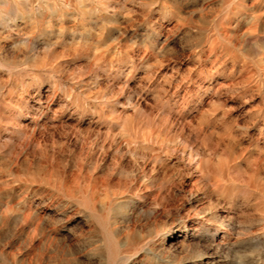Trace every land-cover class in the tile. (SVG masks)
<instances>
[{
	"label": "rangeland",
	"instance_id": "rangeland-1",
	"mask_svg": "<svg viewBox=\"0 0 264 264\" xmlns=\"http://www.w3.org/2000/svg\"><path fill=\"white\" fill-rule=\"evenodd\" d=\"M119 1L123 3L122 6ZM119 1L110 0L113 7L109 9V14H115V18L109 19V21L100 20L97 22V24H91V32H84V30L81 28L77 29L75 32H71L73 30L71 26L74 24V22L66 21L64 23L63 34L65 36H62V43H57V47L55 45V49H57L52 55L49 56L47 60V66H45V69L43 68L44 75L37 81L36 79H30L32 83L29 80L27 81V84L25 83V85L14 84L13 86V84L7 83V74L2 72L0 73L3 76L1 77L0 75V83H5L4 87L0 89V123L10 126L5 131H3V135H6H4L1 140L4 138L7 139L0 141V163L2 164H0V169L3 166V168L0 170V189L3 192L0 195V204L2 205V203L6 200L10 201L12 206H14L16 203H19L15 206L18 209L20 205L22 206L24 203H29L30 199L39 201L40 199L45 198V201L42 200V203H40L38 209L40 212L44 213V208H49L48 216L46 215L40 224V230H43L39 231L40 235H37V237L32 240L28 236V231L33 226L27 227L29 224L26 225V223L24 224L25 221H22V219L25 220L23 216L25 215L26 211L24 209H22L24 212H21V210H17L14 207L12 214L15 215L22 213V216L16 219H11L8 223L0 222V264H14L13 262L16 264H18V262L19 264H35L37 258L39 261H37L36 264L40 262V264H64L65 262L67 264H78L77 262H79V260H81L79 264H90L91 260V264H94V260L91 258L92 255L89 257L90 249L92 246H94V243L91 241L92 239L90 240L89 238V227L83 223L84 221H82L86 218L84 216H80L79 214L73 213L72 209L68 208V206L64 204L62 197L58 196V194L52 195L51 191H49L51 190L49 186L44 184L42 181H39L40 178L48 176L52 178L56 176L54 179H70L72 176L76 175V172L78 174L80 170V174L82 175L84 173L82 176H87V178L88 176H97V179L100 181L103 180L101 178H104L103 181L107 183V188L109 191L118 192L123 195L125 194L124 198H122L123 200L128 201V198L133 197L131 203L125 207V209L128 211L130 221L127 224H135L139 230L142 229L144 232L148 231V227L149 229H152L158 224L170 227L175 226L177 228L178 232L173 233L172 235H179L181 239L178 242L173 240L171 243L167 244L165 250L157 257V262L156 260H141V262L137 264H158L160 261L165 262L166 264H264V211L258 207V202L263 198L264 186V72L262 73V71H264V0H245V6L232 4V6L228 7L227 9L225 8L226 10L224 9V6L220 5L221 0ZM216 1H218L219 4H217ZM212 3H216L215 5L217 7L215 5L211 6ZM258 7L260 9L262 8L263 10L261 9L262 11H260ZM128 8L129 10L131 9V11L127 12ZM121 10H125L126 12H122ZM117 11H119L118 14H116ZM255 13L258 15H255ZM205 16L207 18H205ZM260 16L262 17L261 19ZM210 17L215 18L211 19ZM226 17L228 18V21H223ZM254 17L256 24L251 30V33L249 28ZM235 18L238 20H235ZM214 20L219 23V31H226L228 35L225 34V39L227 37L228 39H218L219 41L217 40L214 43H217L216 45H211L207 36L209 37L211 34L215 36L216 34L217 27H214L211 23ZM258 20L260 21L258 22ZM204 21L207 22L205 23ZM230 22L232 24H230ZM104 23L107 25L106 31H104L105 28L101 29V26ZM223 23L226 25L223 26ZM118 25H122V27H119ZM55 27L57 28L56 24H54L52 28L55 29ZM222 27H224V29ZM210 28H212V31ZM232 29L234 31H232ZM261 29L263 30L261 31ZM56 34L57 32L53 34L52 38L48 40L51 42L55 41L57 36ZM237 34L238 36H236ZM34 41L36 43L35 45L33 43L28 48L22 47V50L19 51L20 53L18 52L21 58L31 55L34 51L42 52L46 48L45 42L47 41V38L45 39L43 36H41ZM235 41L238 44H236ZM249 41L251 43H249ZM150 42L151 45H149ZM252 42L255 43L253 44ZM233 43L237 46L235 47ZM80 44L81 46H79ZM250 44H252V46ZM72 45L81 47L83 51L81 50L80 53L74 52ZM92 46L97 50L95 48L92 49ZM70 47L72 48L71 52L73 54L70 52ZM220 50L223 51L220 52ZM226 50L228 54L226 53ZM14 53L15 52H13L11 48H8L5 55L11 57L12 55L15 56L18 54ZM70 54L72 58L70 57ZM58 56L61 58L60 60H58ZM55 60H57V62ZM62 61H65L68 64ZM49 64L51 66H49ZM54 68L56 69V72L60 70V73L54 72ZM61 73H63V75ZM67 77L71 79L67 81V79H69ZM85 80L87 82L89 81V84ZM70 98L72 99V102ZM37 99H40L41 102ZM73 99L76 101L74 102ZM138 100L139 103H141L140 112L135 114L134 108L136 107ZM3 101L8 102L4 103ZM19 107L22 108L20 109ZM23 108L25 109L23 110ZM126 112L127 115H125ZM185 112L187 113V116ZM119 113H122V115H124L122 116V119L127 121H131L133 118H136V120L148 118L155 119V122L159 128L162 125L160 128L162 141L158 140L157 142H152V151L135 155L137 162L135 161V156L130 153L127 155V152L123 151L125 149L117 151L118 146L123 148V146L125 147L127 144L124 143L126 142L125 140H122L117 136H120V129L115 126V122L118 120L117 117ZM172 116H174V118ZM13 120H15L14 123H12ZM18 121H21V124H19ZM95 123L98 124L96 125ZM20 126L24 127L27 131L25 137L22 138L20 137L19 132H16V130L22 128ZM12 132H15L13 133L14 135ZM177 132H179L180 135ZM201 133L202 135H200ZM177 136H179V138ZM176 138H178V140ZM19 139L21 140L19 141ZM114 139H116L119 144H115ZM34 142L36 143L34 144ZM176 144L178 146H176ZM184 147H187L188 149L191 147L189 149L190 151ZM172 149H174V151ZM10 151L11 153H9ZM115 151L117 152V155L114 154L116 153ZM177 151L179 152L177 153ZM190 152L192 154H190ZM170 153H173V155ZM188 154L190 155L188 156ZM164 155H166V158ZM4 156L10 158H4ZM121 156L122 159L120 158ZM124 156L126 157L124 158ZM224 158H226L229 163H237L235 167L231 169L235 184H243L247 179L251 178L252 187L251 184H249L250 186L247 190L237 189L235 191V195L234 191L231 193L232 196L231 194L221 195L211 189L212 187L208 185V183L210 184V182H208L209 180L207 181V178L205 180L204 177H201L200 171L197 170L196 167L188 166V163H200L201 161H213L212 163H216L215 161L218 162L219 159ZM123 159L124 161L120 162V160ZM131 160L133 162H131ZM150 161L153 164H150ZM8 162L13 163L12 166ZM143 162L146 164H143ZM159 162L162 164L157 165ZM129 163H132V166ZM137 163H139L141 166H139ZM164 163L166 164L165 166ZM115 164L117 165L115 166ZM6 165L9 166L7 167ZM161 165H163V167ZM4 167H7L8 169L5 168V171ZM11 167H14L13 170H11ZM22 168L23 170L25 169L24 172ZM27 168L28 171L26 170ZM141 168L142 171H140ZM30 170L33 171L30 172ZM44 170L46 174L43 172ZM138 170L142 173L144 171L145 172L142 174ZM25 172H29L30 174H26ZM33 172L35 175L38 173V175L35 176ZM109 173L111 175H109ZM10 174L14 178L11 177ZM179 174L181 177H179ZM15 175L19 176L16 177ZM126 175H129V178L126 177ZM2 176L3 178H1ZM30 179H32V181H30ZM145 179H147L148 182L145 181ZM11 180L12 182H10ZM1 181L5 182L1 183ZM31 183L33 185H31ZM176 183L178 185L181 184V186L176 185ZM7 185L8 189L6 188ZM175 185L178 187V189L180 187V190H178ZM185 186H187V188ZM205 186H207V188ZM34 187L35 189H33ZM169 188L172 190H169ZM191 189L193 193L190 192ZM195 189L198 190L196 191ZM256 189H258V191ZM8 190L9 192H7ZM23 194L26 195L24 196ZM208 195H210V197ZM49 196L51 197L48 198ZM224 197H226V199ZM24 198L26 200H24ZM52 199H55L54 202ZM143 200L145 201L143 202ZM37 201L34 202V205L37 203ZM158 201L160 204H158ZM155 206H157V208ZM163 206H165V208ZM163 208L165 209L164 211ZM139 209H143L142 213L139 211ZM59 210H61V212ZM66 213H69V218ZM154 213L155 215L157 214L156 221H154L156 218ZM61 217L62 219H60ZM159 220H161V222ZM31 221L32 219H29V222ZM16 222H18V226ZM75 224L76 226H74ZM80 225L81 227H79ZM16 226L19 227L18 230ZM51 228L54 229L52 230ZM45 229H47V232ZM49 231L52 232L49 233ZM74 231L77 233L74 234ZM79 232L82 233L81 238ZM64 233L67 238L66 241L62 236ZM38 236L40 237L38 238ZM49 236H55L53 241L50 243L51 246L47 241ZM68 236H70V238ZM212 237H214V239ZM58 239H60V241ZM73 239L75 240L73 241ZM77 239L80 241H77ZM11 241L14 242L12 243ZM31 241L33 242V245L30 244ZM214 242L220 243V245L218 244L217 246ZM24 243L26 244L24 245ZM55 245L58 249L55 248ZM72 245L76 248L74 249ZM89 246L91 247L89 248ZM86 248L89 252L85 250ZM82 252H84L83 255ZM85 252L89 255L85 254ZM80 253L81 255H79ZM34 255L35 259L33 257ZM14 256L15 259H13ZM52 256L54 258H52ZM136 257L141 259L143 256L138 254ZM32 258L34 260H32ZM167 258H169V260ZM60 259H62L64 263H62ZM83 260H86L87 263H81ZM134 264H136V262Z\"/></svg>",
	"mask_w": 264,
	"mask_h": 264
},
{
	"label": "bare ground",
	"instance_id": "bare-ground-1",
	"mask_svg": "<svg viewBox=\"0 0 264 264\" xmlns=\"http://www.w3.org/2000/svg\"><path fill=\"white\" fill-rule=\"evenodd\" d=\"M115 1V0H114ZM119 1V0H118ZM122 1V0H121ZM138 1V0H137ZM190 1V0H189ZM248 1V0H247ZM120 2V1H119ZM123 2H124V0H123ZM126 2H127V0H126ZM130 2H132V1H130ZM162 2V1H161ZM187 2V1H186ZM195 2V1H194ZM201 2V1H200ZM214 2V1H213ZM217 2V4H219L218 3V1H216ZM221 2V4L220 5H222V6H224V9L226 8H228V7H230V6H232V4H236V5H238V6H240V5H244L246 2H245V0H221L220 1ZM245 2V3H244ZM118 3V2H117ZM121 3V2H120ZM133 3V2H132ZM136 3V2H135ZM160 3V2H159ZM165 3V2H164ZM177 3V2H176ZM190 3V2H189ZM257 3V2H256ZM122 4L123 3H121V6H122ZM142 4V3H141ZM204 4V3H203ZM216 3H212V5L211 6H213V5H215ZM263 4V3H262ZM137 5V4H136ZM139 5V4H138ZM144 5V4H143ZM182 5V4H181ZM196 5V4H195ZM117 6V5H116ZM119 6V5H118ZM152 6V5H151ZM216 6V5H215ZM245 6V5H244ZM243 6V7H244ZM247 6V5H246ZM256 6V5H255ZM113 7V5L111 4V2H110V0H0V73L2 72V73H5V74H7V77H8V79L6 80L7 81V83H10V84H13V86H14V84H24L25 85V83L27 84L28 82L27 81H29L30 79H36V81L39 79V78H41L43 75H44V73H43V68L45 69V66H47V60H48V58H49V56L50 55H52L54 52H55V50L57 49H55V45L57 44V43H62L61 42V40H62V36H65V35H63L64 34V23L66 22V21H73L74 22V24L71 26L72 28H73V30L71 31V32H75L77 29H79V28H81V29H83L84 30V32H91V27H90V25L91 24H97V22H99L100 20H106V21H109V19H114L115 18V14H113V15H110L109 14V9L110 8H112ZM120 7V6H119ZM127 7H128V5H127ZM143 7V6H142ZM217 7V6H216ZM215 7V8H216ZM237 7V6H236ZM242 7V6H241ZM122 8V7H121ZM173 8V7H172ZM239 8V7H238ZM259 8V7H258ZM120 9V8H119ZM122 9H124V8H122ZM127 9V8H126ZM144 9V8H143ZM205 9V8H204ZM217 9V8H216ZM221 9V8H220ZM219 9V10H220ZM225 9V10H226ZM237 9V8H236ZM244 9V8H243ZM260 9V8H259ZM262 9V8H261ZM260 9V11H262ZM171 10V9H170ZM238 10V9H237ZM122 11V10H121ZM123 11H125V10H123ZM122 11V12H123ZM129 11H131V9L129 10V8H128V11L127 12H129ZM144 11H145V9H144ZM160 11V10H159ZM212 11V10H211ZM214 11V10H213ZM118 12L119 11H117V13L116 14H118ZM126 12V11H125ZM152 12V11H151ZM201 12V11H200ZM204 12V11H203ZM215 12V11H214ZM214 12H212V13H214ZM223 12V11H222ZM241 12V11H240ZM254 12H255V10H254ZM161 13V12H160ZM208 13V12H207ZM231 13V12H230ZM251 13V12H250ZM170 14V13H169ZM204 14V13H203ZM252 14V13H251ZM261 14V13H260ZM264 14V13H263ZM205 15H206V11H205ZM209 15V14H208ZM213 15V14H212ZM211 15V16H212ZM218 15V14H217ZM219 15H220V12H219ZM218 15V16H219ZM246 15V14H245ZM255 15H258V14H256L255 13ZM118 16V15H117ZM203 16V15H202ZM244 16V15H243ZM247 16V15H246ZM261 16H263V15H261ZM260 16V19L262 18ZM119 17V16H118ZM117 17V18H118ZM209 17V16H208ZM216 17V16H215ZM215 17H213V18H215ZM231 17V16H230ZM230 17H229V19H230ZM248 17H249V15H248ZM247 17V18H248ZM258 17V16H257ZM204 18V17H203ZM205 18H207L206 16H205ZM211 19H213L212 17H210ZM217 18V17H216ZM125 19H127V18H125ZM237 18H235V20H236ZM263 19H264V17H263ZM234 20V19H233ZM232 20V21H233ZM238 20V19H237ZM241 20V19H240ZM120 21H122V20H120ZM125 21V20H124ZM223 21H228V18L226 17ZM260 20H258V22H259ZM205 22V21H204ZM207 22V21H206ZM205 22V23H206ZM261 22H262V20H261ZM201 23H203V22H201ZM212 23V25L215 27H217V30H216V34H215V36L214 35H212L211 34V36H207V38H208V40H209V42L211 43V45L212 44H214L218 39H225V37H226V35L225 34H227L226 33V31L225 32H222V28L224 29V27H222L220 30L221 31H219V29H218V26H219V23L216 21V20H214L213 22H211ZM235 23V22H234ZM233 23V24H234ZM238 23V22H237ZM54 24H56L57 25V28L55 27V29H53L52 27H53V25ZM224 25L223 26H225L226 24L225 23H223ZM230 24H232L231 22H230ZM255 17H254V19L252 20V22H251V24H250V32L252 33V29L255 27ZM70 25V24H69ZM211 25V26H212ZM222 25V24H221ZM258 25H259V23H258ZM119 26V25H118ZM148 26V25H147ZM211 26H209V27H211ZM228 26V25H227ZM260 26V25H259ZM114 27H116V26H114ZM119 27H122V25H120ZM119 27H117V28H119ZM154 27V26H153ZM229 27V26H228ZM258 27V26H257ZM256 27V28H257ZM105 28V30L104 31H106V28H107V25L104 23L102 26H101V29H104ZM237 28H238V26H237ZM122 29V28H121ZM211 29V31H212V28H210ZM112 30H113V28H112ZM111 30V31H112ZM214 30V29H213ZM231 30V29H230ZM245 30V29H244ZM263 29H261V31H262ZM79 31V30H78ZM110 31V30H109ZM117 31V30H116ZM119 31H120V29H119ZM210 31V32H211ZM229 31V30H228ZM232 31H234L233 29H232ZM241 31V30H240ZM239 31V32H240ZM264 31V30H263ZM57 32V36H56V40L55 41H53V42H51L50 40H48V39H50V38H52V35L53 34H55ZM202 32V31H201ZM203 32H205V31H203ZM209 32V33H210ZM78 33V32H77ZM109 33V32H108ZM112 33V32H111ZM73 34V33H72ZM81 34V33H80ZM87 34V33H86ZM259 34V33H258ZM263 34V33H262ZM71 35V34H70ZM91 35V34H90ZM228 35V34H227ZM232 35V34H231ZM230 35V36H231ZM41 36H43L45 39L47 38V41L45 42V49L42 51V52H40V51H34L31 55H29V56H27V57H20V52L19 51H21L22 50V47H30L33 43H34V45L36 44L35 43V39H37V38H39V37H41ZM82 36H84V35H82ZM233 36V35H232ZM235 36V35H234ZM236 36H238V34L236 35ZM243 36V35H242ZM241 36V37H242ZM55 37V36H54ZM86 37V36H85ZM259 37V36H258ZM260 37H261V34H260ZM67 38V37H66ZM203 38V37H202ZM201 38V39H202ZM230 38V37H229ZM226 39H228V37L226 38ZM225 39V40H226ZM258 39H260V38H258ZM76 40V39H75ZM203 40V39H202ZM239 40V39H238ZM242 40V39H241ZM65 41H66V39H65ZM81 41V40H80ZM84 41V40H83ZM94 41V40H93ZM155 41V40H154ZM219 41V40H218ZM237 41V40H236ZM235 41V42H236ZM243 41V40H242ZM241 41V42H242ZM37 42V41H36ZM153 42V41H152ZM157 42V41H156ZM155 42V43H156ZM203 42V41H202ZM234 42V43H235ZM244 42H245V40H244ZM257 42V41H256ZM69 43V42H68ZM90 43V42H89ZM207 43V42H206ZM223 43V42H222ZM232 43V42H231ZM233 43V44H234ZM243 43V42H242ZM247 43V42H246ZM249 43H251L250 41H249ZM253 43V42H252ZM255 43V42H254ZM253 43V44H254ZM157 44V43H156ZM217 44V43H216ZM216 44H214V45H216ZM236 44H238L237 42H236ZM244 44V43H243ZM52 45H53V47H52ZM67 45V44H66ZM69 45V44H68ZM96 45V44H95ZM105 45V44H104ZM149 45H151V42H150V44ZM153 45H155V44H153ZM200 45V44H199ZM206 45V44H205ZM218 45H220V44H218ZM217 45V46H218ZM235 45V44H234ZM251 46H252V44H250ZM249 45V46H250ZM258 45V44H257ZM262 45V44H261ZM38 46V45H37ZM58 45H56V47H57ZM63 46H64V44H63ZM73 46V47H72ZM71 47L74 49V52H76V53H80L81 52V47H79V46H81V44L79 45V46H74V45H72ZM229 46V45H228ZM231 46V45H230ZM237 45H235V47H236ZM42 47V46H41ZM44 47V46H43ZM70 47V48H71ZM84 47V46H83ZM88 47H90V46H88ZM117 47V46H116ZM150 47H152V46H150ZM154 47V46H153ZM200 47V46H199ZM208 47V46H207ZM221 47H222V45H221ZM233 47V46H232ZM240 47V46H239ZM242 47V46H241ZM8 48H11V50H13V52H15V53H18L17 55H15V56H11V57H8V56H6L5 55V53L7 52V50H8ZM64 48V47H63ZM69 48V49H70ZM72 48L70 49V52H71V50H72ZM95 48V47H94ZM93 48V46H92V49H94ZM145 48H146V46H145ZM204 48V47H203ZM217 48V47H216ZM219 48V47H218ZM225 48V47H224ZM223 48V49H224ZM238 48V47H237ZM84 49V48H83ZM96 49V48H95ZM206 49V48H205ZM222 49V48H221ZM234 49V48H233ZM239 49V48H238ZM247 49H249V48H247ZM38 50V49H37ZM41 50V49H40ZM97 50V49H96ZM96 50H94V51H96ZM116 50H117V48H116ZM115 50V51H116ZM229 50V49H228ZM246 50V49H245ZM27 51V50H26ZM30 51H33V50H30ZM58 51V50H57ZM83 51V50H82ZM85 51V50H84ZM90 51V50H89ZM92 51V50H91ZM223 51V50H222ZM221 50H220V52H222ZM65 52V51H64ZM68 52H69V50H68ZM86 52H87V50H86ZM210 52V51H209ZM212 52V51H211ZM14 53V54H15ZM27 53V52H26ZM72 53V52H71ZM94 53V52H93ZM215 53V52H214ZM226 53H227V50H226ZM234 53V52H233ZM22 54H23V52H22ZM73 54V53H72ZM82 54H84V53H82ZM85 54H87V53H85ZM97 54V53H96ZM210 54V53H209ZM217 54V53H216ZM228 54V53H227ZM9 55H11V54H9ZM27 55H28V53H27ZM68 55H69V53H68ZM79 55V54H78ZM232 55V54H231ZM234 55H235V53H234ZM69 57V56H68ZM70 57L72 58V56H71V54H70ZM69 57V58H70ZM73 57H75V56H73ZM84 57V56H83ZM86 57V56H85ZM88 57V56H87ZM58 58H59V56H58ZM63 58H66V57H63ZM68 58V59H69ZM122 58V57H121ZM242 58V57H241ZM61 58H59L58 60H60ZM90 59V58H89ZM224 59V58H223ZM235 59V58H234ZM92 60V59H91ZM56 62H57V60H55ZM54 61V62H55ZM70 61V60H69ZM221 61V60H220ZM53 62V63H54ZM62 62H65V61H62ZM95 62V61H94ZM66 63V62H65ZM56 64V63H55ZM61 64V63H60ZM66 64H68V63H66ZM62 65V64H61ZM49 66H51L50 64H49ZM67 66V65H66ZM55 67V66H54ZM62 67H64V66H62ZM48 68H50V67H48ZM59 68V67H58ZM70 68V67H69ZM120 69V68H119ZM54 72H56V69L54 68ZM64 70V69H63ZM60 71V70H59ZM59 71H57L58 73H60ZM110 71V70H109ZM122 71V70H121ZM56 72V73H57ZM62 72H64V71H62ZM264 71H262V73H263ZM55 73V74H56ZM115 73V72H114ZM261 73V74H262ZM54 74V73H53ZM62 75H63V73H61ZM1 75V77H3L2 76V74H0ZM47 75V74H46ZM71 75V74H70ZM95 75V74H94ZM5 76V75H4ZM65 76V75H64ZM51 77V76H50ZM53 77H54V75H53ZM113 77V76H112ZM59 78V77H58ZM67 78H69V77H67ZM259 78V77H258ZM71 78H69V79H67V81L68 80H70ZM79 79H82V78H79ZM1 80H3V79H1ZM43 80V79H42ZM51 80V79H50ZM66 80V79H65ZM77 80H78V78H77ZM83 80H84V78H83ZM91 80V79H90ZM33 81V80H32ZM52 81H53V79H52ZM61 81V80H60ZM86 81V80H85ZM262 81V80H261ZM30 82H31V80H30ZM87 82V81H86ZM89 82V81H88ZM87 82V83H88ZM32 83V82H31ZM30 83V84H31ZM47 83V82H46ZM49 83H50V81H49ZM62 83V82H61ZM4 84L5 83H3V82H1L0 83V89H2L3 87H4ZM37 84V83H36ZM63 84V83H62ZM67 84V83H66ZM89 84V83H88ZM126 84V83H125ZM138 84V83H137ZM19 85V86H20ZM61 85V84H60ZM76 85V84H75ZM74 85V86H75ZM32 86H34V85H32ZM32 86H31V88H32ZM40 86V85H39ZM69 86V85H68ZM78 86V85H77ZM85 86H86V84H85ZM6 87H7V85H6ZM9 87V86H8ZM17 87V86H16ZM22 87H24V86H22ZM43 87V86H42ZM59 87H61V86H59ZM65 87H67V86H65ZM64 87V88H65ZM80 87V86H79ZM208 87V86H207ZM12 88V87H11ZM39 88V87H38ZM48 88V87H47ZM69 88V87H68ZM70 88H71V86H70ZM75 88V87H74ZM10 89V88H9ZM24 89V88H23ZM28 89V88H27ZM72 89V88H71ZM80 89V88H79ZM151 89V88H150ZM14 90V89H13ZM12 90V91H13ZM22 90V89H21ZM26 90V89H25ZM35 90V89H34ZM74 90V89H73ZM149 90V89H148ZM16 91V90H15ZM23 91V90H22ZM27 91V90H26ZM38 91V90H37ZM52 91V90H51ZM28 92V91H27ZM54 92V91H53ZM60 92V91H59ZM58 92V93H59ZM66 92V91H65ZM76 92V91H75ZM79 92V91H78ZM136 93V92H135ZM31 94V93H30ZM36 94V93H35ZM64 94V93H63ZM70 94V93H69ZM73 94H75V93H73ZM79 94V93H78ZM81 94V93H80ZM13 95V94H12ZM32 95V94H31ZM82 95V94H81ZM2 96V95H1ZM54 96V95H53ZM70 96V95H69ZM9 97V96H8ZM33 97V96H32ZM97 97V96H96ZM140 97V96H139ZM145 97V96H144ZM28 98V97H27ZM37 98H39V97H37ZM47 98V97H46ZM66 98V97H65ZM81 98V97H80ZM133 98V97H132ZM141 98V97H140ZM139 98V99H140ZM146 98V97H145ZM25 99V98H24ZM34 99H35V97H34ZM42 99V98H41ZM71 99V98H70ZM78 99V98H77ZM211 99V98H210ZM2 100V99H1ZM9 100V99H8ZM38 100V99H37ZM145 100V99H144ZM29 101V100H28ZM38 101H40V99L38 100ZM49 101V100H48ZM70 101V100H69ZM73 101H74V99H73ZM76 101V100H75ZM74 101V102H75ZM96 101V100H95ZM132 101H134V100H132ZM187 101V100H186ZM4 103L6 102H8V101H3ZM32 102V101H31ZM41 102V101H40ZM71 102H72V99H71ZM70 102V103H71ZM79 102V101H78ZM83 102V101H82ZM97 102V101H96ZM117 102V101H116ZM135 102V101H134ZM137 102V101H136ZM43 103V102H42ZM41 103V104H42ZM69 103V102H68ZM94 103V102H93ZM146 103V102H145ZM189 103V102H188ZM100 104V103H99ZM129 104V103H128ZM140 104L141 103H139V100H138V102H137V104H136V107L134 108L135 109V114H137V113H139L140 112ZM209 104V103H208ZM10 105V104H9ZM25 105V104H24ZM39 105V104H38ZM92 105V104H91ZM112 105V104H111ZM158 105V104H157ZM59 106V105H58ZM71 106H73V105H71ZM109 106V105H108ZM130 106H132V105H130ZM3 107V106H2ZM1 107V108H2ZM5 107V106H4ZM14 107V106H13ZM36 107H38V106H36ZM89 107V106H88ZM93 107V106H92ZM102 107V106H101ZM116 107V106H115ZM20 108V107H19ZM22 108V107H21ZM20 108V109H21ZM27 108V107H26ZM31 108V107H30ZM51 108V107H50ZM118 108V107H117ZM128 108V107H127ZM25 108H23V110H24ZM44 109V108H43ZM100 109V108H99ZM115 109V108H114ZM172 109V108H171ZM36 110V109H35ZM59 110V109H58ZM121 110V109H120ZM161 110V109H160ZM181 110V109H180ZM33 111V110H32ZM42 111H44V110H42ZM132 111V110H131ZM142 111V110H141ZM170 111V110H169ZM2 112V111H1ZM35 112V111H34ZM129 112V111H128ZM172 112V111H171ZM181 112H182V110H181ZM33 113V112H32ZM39 113V112H38ZM166 113H168V112H166ZM186 113V112H185ZM185 113H184V115H185ZM15 114H17V113H15ZM25 114H26V112H25ZM29 114V113H28ZM27 114V115H28ZM34 114H36V113H34ZM92 114V113H91ZM159 114V113H158ZM169 114V113H168ZM30 115V114H29ZM38 115V114H37ZM36 115V116H37ZM96 115V114H95ZM125 115H127V112H126V114ZM183 115V116H184ZM190 115H192V114H190ZM31 116V115H30ZM105 116V115H104ZM122 116H124V115H122V113H119L118 114V120L115 122V126L117 127V128H119L120 129V136L119 135H117L118 136V138L120 137L122 140H125L126 142H124V143H127L126 145H125V147L123 146V148L121 147V146H118V150L117 151H120V150H122V149H125V150H123V151H125V152H127V155H128V153H130V154H132L133 156H135V155H137V154H141V153H145V152H150V151H152L153 150V148H152V142H157L158 140H161L162 141V139H161V126H160V128L158 127V125L156 124V122H155V119H148V118H142V119H139V120H136V118H133V120H131V121H127V120H125V119H122ZM142 116H143V114H142ZM186 116H187V113H186ZM3 117V116H2ZM6 117V116H5ZM135 117V116H134ZM173 118H174V116H172ZM176 117V116H175ZM1 118V117H0ZM16 118V117H15ZM24 118V117H23ZM121 118V119H120ZM128 118V117H127ZM171 118V117H170ZM186 118V117H185ZM4 119V118H3ZM5 119H7V118H5ZM13 119V118H12ZM32 119V118H31ZM99 119V118H98ZM172 119V118H171ZM177 119V118H176ZM179 119V118H178ZM192 119V118H191ZM198 119V118H197ZM196 119V120H197ZM30 120V119H29ZM183 120V119H182ZM186 120H187V118H186ZM14 121L15 120H13V122L12 123H14ZM17 121V120H16ZM99 121H100V119H99ZM98 121V122H99ZM105 121V120H104ZM175 121V120H174ZM178 121V120H177ZM19 122V121H18ZM21 122V121H20ZM19 122V124H21ZM37 122V121H36ZM97 122V121H96ZM162 122V121H161ZM24 123V122H23ZM29 123V122H28ZM32 123V122H31ZM176 123V122H175ZM25 124V123H24ZM35 124V123H34ZM96 124V123H95ZM98 124V123H97ZM96 124V125H97ZM112 124V123H111ZM163 124V123H162ZM182 124V123H181ZM213 124V123H212ZM11 125V124H10ZM13 125V124H12ZM26 125V124H25ZM32 125H33V123H32ZM39 125V124H38ZM38 125H36V126H38ZM107 125V124H106ZM173 125V124H172ZM180 125V124H179ZM202 125V124H201ZM16 126H17V123H16ZM23 126V125H22ZM22 126H20V127H22ZM186 126V125H185ZM10 126H6V124L5 125H3V124H1L0 123V141H3V140H5V139H7V138H4L3 140H1L2 138H3V136L4 135H6V134H4L3 135V131H5L7 128H9ZM20 127H18V128H20ZM32 127V126H31ZM35 127V126H34ZM178 127V126H177ZM180 127V126H179ZM193 127V126H192ZM28 128V127H27ZM26 128V129H27ZM114 128V127H113ZM176 128V127H175ZM205 128V127H204ZM217 128V127H216ZM228 128V127H227ZM100 129V128H99ZM169 129V128H168ZM189 129V128H188ZM211 129V128H210ZM9 130V129H8ZM8 130H7V132H8ZM12 130V129H11ZM103 131H104V129H103ZM117 131V130H116ZM115 131V132H116ZM173 131V130H172ZM208 131V130H207ZM215 131V130H214ZM231 131V130H230ZM16 132H19V134H20V137L22 138V137H25V135H26V130H25V128L24 127H22V128H20L19 130H16ZM181 132V131H180ZM186 132V131H185ZM216 132V131H215ZM222 132V131H221ZM223 132H225V131H223ZM228 132V131H227ZM10 133H11V131H10ZM9 133V134H10ZM13 133H15V132H12V134ZM80 133V132H79ZM178 134H179V132H177ZM176 133V134H177ZM219 133H220V131H219ZM32 134V133H31ZM177 134V135H178ZM216 134H218V133H216ZM14 135V134H13ZM33 135H36V134H33ZM43 135V134H42ZM180 135V134H179ZM200 135H202V133L200 134ZM9 136V135H8ZM204 136V135H203ZM10 137V136H9ZM12 137V136H11ZM15 137H17V136H15ZM97 137V136H96ZM108 137V136H107ZM165 137V136H164ZM178 138H179V136H177ZM184 137V136H183ZM182 137V138H183ZM223 137H224V135H223ZM112 138H114V137H112ZM117 138V137H116ZM117 138V139H118ZM178 138H176L177 140H178ZM181 138V139H182ZM217 138V137H216ZM18 139V138H17ZM35 139H36V136H35ZM108 139V138H107ZM166 139V138H165ZM206 139V138H205ZM8 140H9V138H8ZM21 139H19V141H20ZM33 140V139H32ZM31 140V141H32ZM18 141V140H17ZM18 141V142H19ZM108 141V140H107ZM118 141H120V140H118ZM182 141H183V139H182ZM220 141V140H219ZM114 142H115V144H117L118 142L116 141V139H114ZM176 142V141H175ZM187 142V141H186ZM185 142V143H186ZM23 143V142H22ZM21 143V144H22ZM28 143V142H27ZM36 142H34V144H35ZM123 143V144H124ZM170 143V142H169ZM169 143H167V144H169ZM181 143V142H180ZM1 144V143H0ZM21 144H20V146H21ZM34 144H33V146H34ZM54 144V143H53ZM108 144V143H107ZM119 144V143H118ZM122 144V145H123ZM163 144V143H162ZM177 144H179V143H177ZM176 144V146H178ZM182 144V143H181ZM105 145V144H104ZM188 145V144H187ZM1 146V145H0ZM27 146V145H26ZM32 146V145H31ZM30 146V147H31ZM32 146V147H33ZM112 146V145H111ZM114 146V145H113ZM116 146V145H115ZM154 146V145H153ZM163 146V145H162ZM167 146V145H166ZM169 146V145H168ZM18 147V146H17ZM170 147V146H169ZM180 147V146H179ZM189 147V146H188ZM21 148V147H20ZM27 148V147H26ZM105 148V147H104ZM111 148V147H110ZM171 148V147H170ZM181 148V147H180ZM184 148H187V147H184ZM191 148V147H190ZM189 148V149H190ZM193 148V147H192ZM188 149V148H187ZM188 149V150H189ZM1 150V149H0ZM18 150V149H17ZM112 150V149H111ZM116 150V149H115ZM161 150V149H160ZM164 150V149H163ZM173 151H174V149H172ZM185 150V149H184ZM21 151V150H20ZM122 151V152H123ZM168 151V150H167ZM190 151V150H189ZM26 152V151H25ZM116 152V151H115ZM124 152V153H125ZM162 152H164V151H162ZM179 151H177V153H178ZM183 152V151H182ZM185 152V151H184ZM7 153V152H6ZM9 153H11V151L9 152ZM154 153V152H153ZM181 153V152H180ZM230 153V152H229ZM23 154H25V153H23ZM22 154V155H23ZM114 154H116L117 155V152L116 153H114ZM165 154V153H164ZM171 154V153H170ZM175 154V153H174ZM190 154H192L191 152H190ZM190 154H188V156L190 155ZM6 155V154H5ZM125 155V154H124ZM158 155V154H157ZM168 155V154H167ZM171 155H173V153L171 154ZM183 155V154H182ZM182 155H181V157H182ZM9 156H10V154H9ZM120 156V155H119ZM131 156V155H130ZM145 156V155H144ZM152 156V155H151ZM166 155H164V157H165ZM186 156V155H185ZM10 158V157H7V156H4V158ZM20 157V156H19ZM23 157V156H22ZM21 157V158H22ZM26 157V156H25ZM126 156H124V158H125ZM156 157V156H155ZM159 157H162V156H159ZM171 157V156H170ZM193 157V156H192ZM195 157V156H194ZM200 157V156H199ZM3 158V159H4ZM11 158H13V157H11ZM121 159H122V156L120 157ZM119 158V159H120ZM134 158V157H133ZM144 158V157H143ZM152 158H153V156H152ZM156 158H158V157H156ZM166 158V157H165ZM176 158V157H175ZM187 158H189V157H187ZM197 158V157H196ZM217 158H218V156H217ZM129 159V158H128ZM151 159V158H150ZM161 159V158H160ZM164 159V158H163ZM168 159V158H167ZM166 159V160H167ZM177 159V158H176ZM184 159V158H183ZM8 160V159H7ZM7 160H6V164H7ZM126 160V159H125ZM133 160V159H132ZM131 160V162H133ZM146 160V159H145ZM144 160V161H145ZM153 160V159H152ZM182 160V159H181ZM180 160V161H181ZM213 160H215V159H213ZM4 161V160H3ZM2 161V162H3ZM10 161V160H9ZM123 162L124 161V159L123 160H120V162ZM130 161V160H129ZM135 161H136V156H135ZM143 161V160H142ZM147 161V160H146ZM165 161V160H164ZM179 161V160H178ZM190 161V160H189ZM195 161V160H194ZM16 162H17V160H16ZM119 162V163H120ZM137 162V161H136ZM151 162V161H150ZM162 162V161H161ZM192 162V161H191ZM213 162V161H212ZM212 162H207V161H201L200 163H188V166H190V167H192V166H194V167H196L197 168V170H199L200 171V176L201 177H204L205 178V180H206V178H207V181L208 182H210V184L208 183V185H210L211 187V189L213 190V191H215V192H217V193H219V194H221V195H229V194H231L233 191H234V195H235V191L237 190V189H239V190H247L248 188H249V184H251V182H252V179L251 178H249V179H247L246 180V182L245 183H243V184H240V185H237V184H235V180L233 179V177L234 176H232L233 174H232V168H234L235 167V165L237 164V163H229V161H227V159L226 158H224V159H219V161L217 162V161H215L216 163H212ZM8 163H10V162H8ZM135 163V162H134ZM133 163V164H134ZM181 163V162H180ZM179 163V164H180ZM247 163V162H246ZM1 164V163H0ZM11 164V166H12V164L13 163H10ZM18 164V163H17ZM118 164V163H117ZM117 164H115V166L117 165ZM125 164V163H124ZM123 164V165H124ZM127 164V163H126ZM130 164V163H129ZM132 164V163H131ZM130 164V165H131ZM138 165H139V163H137ZM143 164H146V163H144L143 162ZM150 164H153L152 162L150 163ZM158 164H162V163H157V165ZM2 165V164H1ZM122 165V164H121ZM135 165V164H134ZM166 164L164 163V166H165ZM181 165V164H180ZM7 166V165H6ZM9 166V165H8ZM7 166V167H8ZM14 166V165H13ZM16 166V165H15ZM77 166V165H76ZM132 166V165H131ZM139 166H141V165H139ZM147 166V165H146ZM153 166V165H152ZM162 167H163V165H161ZM160 166V167H161ZM188 166H186V167H188ZM1 167V166H0ZM7 167H4V170H5V168L6 169H8ZM19 167V166H18ZM28 167V166H27ZM81 167H82V165H81ZM124 167V166H123ZM143 167V166H142ZM148 167H149V165H148ZM158 167V166H157ZM167 167H168V164H167ZM184 167H185V164H184ZM2 168H3V166H2ZM1 168V169H2ZM12 168V167H11ZM14 168V167H13ZM13 168L11 169V170H13ZM29 168V167H28ZM28 168L26 169L27 171H28ZM84 168H85V165H84ZM116 168V167H115ZM144 168H145V166H144ZM156 168V167H155ZM165 168V167H164ZM182 168V167H181ZM243 168V167H242ZM0 169V170H1ZM10 169V168H9ZM21 169V168H20ZM31 169V168H30ZM39 169V168H38ZM76 169H77V167H76ZM80 169V168H79ZM78 169V170H79ZM183 169V168H182ZM22 170H23V168H22ZM25 170V169H24ZM24 170H23V172H24ZM40 170V169H39ZM47 170V169H46ZM49 170V169H48ZM85 170V169H84ZM115 170V169H114ZM123 170V169H122ZM140 170V169H139ZM138 170V171H139ZM181 170V169H180ZM187 170H188V168H187ZM190 170V169H189ZM192 170V169H191ZM196 170V169H195ZM245 170V169H244ZM6 171V170H5ZM7 171H9V170H7ZM18 171V170H17ZM31 171H33V170H30V172ZM37 171V170H36ZM50 171V170H49ZM81 171V170H80ZM79 171V173L77 174V172H76V175L75 176H72V178H70V179H66V178H62V179H54V178H56V176H54V178H52V177H42V178H40L39 179V181H42L44 184H46V185H48L49 186V188L51 189V190H49V191H51V194L53 195V194H58V196H60V197H62L63 198V200H64V204H66L67 206H68V208H70V209H72V211H73V213H75V214H79L80 216H84L86 219L85 220H82V221H84L83 223H85L88 227H89V232H90V236H89V238H90V240L94 243V246H89V248L91 247V249H90V255L88 254V253H86L85 252V254H88L89 255V257L91 256V258L94 260V264H134L135 262H136V264L137 263H140L141 262V260L143 261V260H156L157 259V257L161 254V252H163L164 250H165V248L167 247V244H169V243H171L173 240H175V241H179L181 238H180V236L178 235H172L173 233H177L178 232V230H177V228L175 227V226H173V227H170V226H166V225H160V224H158V225H155L152 229H149V227H148V231L147 232H144V231H142V229L141 230H139L138 229V227H136L135 226V224L133 225V224H127L128 222H130L129 221V214H128V211L125 209V207H127V205H129L130 203H131V200H133L132 198L133 197H130V198H128L127 200L128 201H125V200H123L122 198H124V195L123 194H120V193H118V192H113V191H109L108 190V188H107V183H105L103 180H104V178H101V179H103V180H101V181H103V182H101L100 180H98L97 179V176H94V177H96V178H94V177H89L88 176V178H87V176L85 177V176H82ZM140 171H142V168H141V170ZM139 171V172H140ZM153 171V170H152ZM154 171H155V169H154ZM182 171V170H181ZM184 171V170H183ZM4 172V171H3ZM43 172H45V170L43 171ZM56 172V171H55ZM138 172V173H139ZM145 172V171H144ZM143 172V173H144ZM185 172L187 173V171L185 170ZM188 172H190V171H188ZM6 173V172H5ZM5 173H3V174H5ZM8 173V172H7ZM26 173V172H25ZM27 173H29V172H27ZM26 173V174H27ZM49 173V172H48ZM69 173H71V172H69ZM75 173V172H74ZM86 173V172H85ZM125 173H127V172H125ZM124 173V174H125ZM130 173H131V171H130ZM133 173V172H132ZM140 173H142V172H140ZM139 173V174H140ZM142 173V174H143ZM153 173V172H152ZM160 173V172H159ZM197 173V172H196ZM2 174V175H3ZM9 174V173H8ZM20 174V173H19ZM24 174V173H23ZM30 174V173H29ZM33 174H34V172H33ZM44 174V173H43ZM45 174H46V172H45ZM54 174V173H53ZM56 174V173H55ZM94 174V173H93ZM116 174V173H115ZM129 174V173H128ZM158 174V173H157ZM164 174V173H163ZM178 174V173H177ZM192 174H193V172H192ZM192 174H188V175H192ZM195 174V173H194ZM199 174V173H198ZM197 174V175H198ZM238 174V173H237ZM242 174V173H241ZM12 175H14V174H12ZM21 175V174H20ZM32 175V174H31ZM35 175V174H34ZM37 175H38V173H37ZM37 175H35V176H37ZM65 175V174H64ZM87 175V174H86ZM91 175V174H90ZM109 175H111L110 173H109ZM130 175V174H129ZM129 175H126V177H128ZM136 175H138V174H136ZM141 175V174H140ZM180 175V174H179ZM179 175H177V176H179ZM5 176V175H4ZM10 176H11V174H10ZM16 176V175H15ZM17 176H19V175H17ZM16 176V177H17ZM30 176V175H29ZM46 176V175H45ZM51 176V175H50ZM53 176V175H52ZM58 176V175H57ZM66 176H67V174H66ZM124 176V175H123ZM134 176V175H133ZM145 176H147V175H145ZM151 176V175H150ZM149 176V177H150ZM153 176V175H152ZM156 176V175H155ZM176 176V175H175ZM11 177H13V176H11ZM24 177V176H23ZM107 177H109V176H107ZM110 177H112V176H110ZM130 177H132V176H130ZM139 177V176H138ZM179 177H181V175L179 176ZM185 177V176H184ZM198 177V176H197ZM1 178H3V176L1 177ZM14 178V177H13ZM20 178V177H19ZM30 178V177H29ZM32 178V177H31ZM60 178V177H59ZM114 178V177H113ZM129 178V177H128ZM143 178V177H142ZM176 178V177H175ZM27 179V178H26ZM134 179H135V177H134ZM133 179V180H134ZM147 179H148V177H147ZM147 179H145V181H147ZM8 180V179H7ZM28 180V179H27ZM36 180H37V178H36ZM130 180V179H129ZM138 180V179H137ZM258 180V179H257ZM30 181H32V179H30ZM139 181V180H138ZM155 181V180H154ZM164 181V180H163ZM200 181V180H199ZM198 181V182H199ZM204 181V180H203ZM202 181V182H203ZM2 182H5V181H1V183ZM8 182V181H7ZM10 182H12V180L10 181ZM9 182V183H10ZM13 182H14V180H13ZM20 182V181H19ZM22 182V181H21ZM24 182V181H23ZM29 182V181H28ZM41 182V183H42ZM110 182H113V181H110ZM148 182V181H147ZM146 182V183H147ZM174 182V181H173ZM192 182V181H191ZM195 182V181H194ZM193 182V183H194ZM197 182V183H198ZM256 182V181H255ZM18 183V182H17ZM40 183V184H41ZM155 183V182H154ZM163 183V182H162ZM170 183H171V181H170ZM179 183H180V181H179ZM205 183H206V181H205ZM238 183V182H237ZM254 183V182H253ZM12 184H14V183H12ZM16 184V183H15ZM35 184V183H34ZM43 184V185H44ZM130 184V183H129ZM129 184H128V186H129ZM136 184V183H135ZM167 184V183H166ZM196 184V183H195ZM3 185H4V183H3ZM17 185V184H16ZM19 185V184H18ZM31 185H33L32 183H31ZM30 185V186H31ZM45 185V186H46ZM159 185V184H158ZM176 185H178L177 183H176ZM175 185V186H176ZM206 185V184H205ZM257 185V184H256ZM256 185H255V188H256ZM34 186H36V185H34ZM39 186V185H38ZM104 186H105V188H104ZM145 186V185H144ZM165 186H167V185H165ZM173 186V185H172ZM178 186H181V184H179ZM183 186V185H182ZM188 186V185H187ZM187 186H185L186 188H187ZM190 186V185H189ZM202 186V185H201ZM1 187V186H0ZM8 187V185L6 186V188ZM22 187H23V184H22ZM104 188V190H103V188ZM112 187V186H111ZM130 187H131V185H130ZM134 187V186H133ZM177 187V186H176ZM192 187V186H191ZM190 187V188H191ZM196 187V186H195ZM206 188H207V186H205ZM251 187H252V184H251ZM5 188V189H6ZM15 188H16V186H15ZM36 188H38V187H36ZM143 188V187H142ZM146 188V187H145ZM152 188V187H151ZM167 188V187H166ZM171 188V187H170ZM169 188V190H172V189H170ZM182 188V187H181ZM201 188V187H200ZM199 188V189H200ZM206 188H205V190H206ZM260 188V187H259ZM8 189V188H7ZM10 189V188H9ZM33 189H35V187L33 188ZM44 189V188H43ZM128 189V188H127ZM141 189V188H140ZM161 189V188H160ZM177 189H178V187H177ZM209 189V188H208ZM252 189V188H251ZM261 189V188H260ZM22 190H24V189H22ZM29 190V189H28ZM45 190H46V188H45ZM48 190V189H47ZM126 190V189H125ZM129 190V189H128ZM143 190V189H142ZM144 190H146V189H144ZM150 190V189H149ZM168 190V191H169ZM178 190H180V187H179V189ZM177 190V191H178ZM182 190V189H181ZM187 190V189H186ZM196 190V189H195ZM198 190V189H197ZM196 190V191H197ZM211 190V191H212ZM255 190V189H254ZM257 191H258V189H256ZM10 191H12V190H10ZM36 191V190H35ZM40 191V190H39ZM42 191V190H41ZM116 191V190H115ZM121 191V190H120ZM127 191V190H126ZM138 191V190H137ZM153 191V190H152ZM162 191V190H161ZM165 191H167V190H165ZM176 191V192H177ZM188 191H190V190H188ZM194 191V190H193ZM6 192V191H5ZM7 192H9V190L7 191ZM20 192L22 193V191L20 190ZM19 192V193H20ZM37 192V191H36ZM44 192V191H43ZM47 192V191H46ZM138 192H140V191H138ZM171 192V191H170ZM179 192V191H178ZM181 192V191H180ZM190 192H192V189H191V191ZM202 192H203V190H202ZM215 192H214V194H215ZM238 192V191H237ZM240 192V191H239ZM3 192L1 191V189H0V195L2 194ZM12 193V192H11ZM18 193V192H17ZM27 193V192H26ZM30 193V192H29ZM38 193V192H37ZM40 193V192H39ZM124 193V192H123ZM131 193H132V191H131ZM136 193V192H135ZM142 193V192H141ZM140 193V194H141ZM157 193V192H156ZM163 193V192H162ZM169 193V192H168ZM174 193H175V191H174ZM184 193V192H183ZM193 193V192H192ZM192 193H191V195H192ZM206 193V192H205ZM216 193V194H217ZM250 193H251V191H250ZM256 193V192H255ZM261 193V192H260ZM260 193H259V196H260ZM6 194V193H5ZM16 194V193H15ZM40 194H42V193H40ZM128 194V193H127ZM137 194V193H136ZM139 194V195H140ZM165 194H166V192H165ZM164 194V195H165ZM208 194H209V192H208ZM252 194H253V192H252ZM24 195V194H23ZM26 195V194H25ZM24 195V196H25ZM33 195V194H32ZM45 195V194H44ZM50 195V194H49ZM133 195V194H132ZM144 195V194H143ZM172 195V194H171ZM178 195V194H177ZM186 195V194H185ZM194 195V194H193ZM207 195V194H206ZM237 195V194H236ZM255 195V194H254ZM10 196H11V194H10ZM141 196V195H140ZM139 196V197H140ZM150 196H152V195H150ZM156 196V195H155ZM161 196V195H160ZM170 196V195H169ZM204 196V195H203ZM209 197H210V195H208ZM231 196H232V194H231ZM241 196H242V194H241ZM253 196V195H252ZM3 197H4V195H3ZM15 197V196H14ZM34 197V196H33ZM45 197V196H44ZM51 196H49L48 198H50ZM56 197V196H55ZM54 197V198H55ZM167 197H168V194H167ZM172 197V196H171ZM195 197V196H194ZM220 197V196H219ZM243 197V196H242ZM5 198V197H4ZM39 198V197H38ZM47 198V197H46ZM47 198V199H48ZM127 198V197H126ZM156 198V197H155ZM170 198V197H169ZM225 199H226V197H224ZM223 198V199H224ZM229 198V197H228ZM237 198V197H236ZM245 198H246V196H245ZM10 199H11V197H10ZM45 198H42V199H40L39 201H37V200H31L30 199V202L29 203H24L22 206L20 205L19 207H18V209L15 207L16 206V204L18 205L19 203H16L14 206H12L10 203V201H5V202H3L2 203V205H1V213H0V222H2V223H8L11 219H16V218H19L20 216H22V213H19V214H15V215H13L12 214V212L14 211V207L17 209V210H21V212H24V210L26 211V213H25V215L23 216L24 218H25V220H23L22 219V221H25L24 222V224L26 223V225L27 224H29L27 227H29V226H33L32 228H30V230L28 231V236L31 238V240L32 239H34V238H36L37 237V235H40L39 234V231H41V230H43V229H41L40 230V224H41V222L44 220V217L47 215L48 216V210H49V208H44V213H42V212H40L39 211V206H40V203H42V200H44ZM56 199V198H55ZM54 199V200H55ZM190 199V198H189ZM199 199V198H198ZM251 199V198H250ZM259 200H261L260 198H258ZM13 200V199H12ZM11 200V201H12ZM24 200H26L25 198H24ZM53 200V199H52ZM54 200H53V202H54ZM60 200H61V198H60ZM142 200V199H141ZM145 200H147V199H145ZM145 200H143V202L145 201ZM150 200V199H149ZM162 200V199H161ZM258 200V201H259ZM4 201V200H3ZM22 201V200H21ZM37 201V203L34 205V202H36ZM45 201V200H44ZM135 201V200H134ZM133 201V202H134ZM188 201V200H187ZM191 201V200H190ZM190 201H189V203H190ZM244 201V200H243ZM28 202V201H27ZM154 202V201H153ZM162 202H165V201H162ZM135 203V202H134ZM149 203V202H148ZM259 204H258V207L260 208V209H262L263 211H264V186H263V198H262V200L261 201H259L258 202ZM58 204H59V202H58ZM153 204H155V203H153ZM158 204H160L159 203V201H158ZM166 204V203H165ZM195 204V203H194ZM133 205V204H132ZM149 205V204H148ZM57 206V205H56ZM61 206V205H60ZM64 206V205H63ZM62 206V207H63ZM138 206V205H137ZM150 206V205H149ZM66 207V206H65ZM156 208H157V206H155ZM159 207V206H158ZM162 207V206H161ZM164 208H165V206H163ZM57 208V207H56ZM135 208V207H134ZM151 208V207H150ZM155 208V209H156ZM160 208V207H159ZM163 208V211L165 210ZM22 209H24V210H22ZM63 209V208H62ZM61 209V210H62ZM145 209H148V208H145ZM153 209V208H152ZM259 209V210H260ZM16 210V211H17ZM61 210H59L60 212H61ZM67 210V209H66ZM69 210V209H68ZM131 210V209H130ZM133 210V209H132ZM150 210V209H149ZM157 210V209H156ZM65 211V210H64ZM138 211V210H137ZM139 211H141V213H142V211H143V209L141 210V209H139ZM144 211H146V210H144ZM155 211V210H154ZM68 212V211H67ZM130 212V211H129ZM153 212V211H152ZM151 212V213H152ZM72 213V214H73ZM131 213V212H130ZM148 213V212H147ZM193 213V212H192ZM52 214V213H51ZM67 214V213H66ZM69 214V213H68ZM67 214V216H68V218H69V216L70 215H68ZM71 214V213H70ZM144 214V213H143ZM152 215V214H151ZM154 215H155V213H154ZM157 215V214H156ZM156 215H155V217H156ZM159 215V214H158ZM164 215V214H163ZM59 216V215H58ZM61 216V215H60ZM79 216V217H80ZM134 216H135V213H134ZM138 216V215H137ZM139 216H140V214H139ZM144 217V216H143ZM262 217V216H261ZM47 218V217H46ZM54 218H56V217H54ZM140 218V217H139ZM29 219H32V221L31 222H29ZM60 219H62V217L60 218ZM65 219H67V218H65ZM45 220H47V219H45ZM50 220V219H49ZM48 220V221H49ZM52 220V219H51ZM69 220V219H68ZM78 220H79V218H78ZM132 220V219H131ZM134 220V219H133ZM144 220V219H143ZM157 220V217L155 218V220L154 221H156ZM21 221V222H22ZM47 221V222H48ZM53 221V220H52ZM51 221V222H52ZM54 221H59V220H54ZM138 221V220H137ZM149 221H150V219H149ZM153 221V220H152ZM160 222H161V220H159ZM20 222V221H19ZM51 222H50V225H51ZM132 222H134V221H132ZM207 222V221H206ZM46 223V222H45ZM148 223V222H147ZM168 223H169V221H168ZM200 223V222H199ZM228 223V222H227ZM16 224H17V226H18V222H16ZM47 224V223H46ZM139 224V223H138ZM150 224V223H149ZM153 224V223H152ZM156 224H157V222H156ZM167 224V223H166ZM223 224V223H222ZM233 224V223H232ZM21 225H22V223H21ZM21 225L19 224V226L21 227ZM49 225V226H50ZM52 225H53V223H52ZM79 225V224H78ZM77 225V226H78ZM143 225H145V224H143ZM195 225V224H194ZM228 225V224H227ZM227 225H226V227H227ZM16 226V228H17V230H18V228L19 227H17ZM23 226V225H22ZM25 226V225H24ZM48 226V225H47ZM55 226V225H54ZM53 226V227H54ZM74 226H76V224L74 225ZM84 226V225H83ZM142 226V225H141ZM147 226V225H146ZM181 226V225H180ZM42 227V226H41ZM68 227V226H67ZM70 227V226H69ZM79 227H81V225L79 226ZM15 228V229H16ZM48 228H50V227H48ZM47 228V229H48ZM70 228H72V227H70ZM150 228H151V226H150ZM181 228V227H180ZM195 228V227H194ZM198 228V227H197ZM232 228V227H231ZM230 228V229H231ZM25 229V228H24ZM23 229V230H24ZM47 229H45V231L47 230ZM52 229V228H51ZM50 229V230H51ZM54 229V228H53ZM52 229V230H53ZM73 229H75V228H73ZM227 229V228H226ZM229 229V228H228ZM26 230V229H25ZM49 230V229H48ZM76 230V229H75ZM80 230H82V229H80ZM79 230V231H80ZM85 230V229H84ZM27 231V230H26ZM72 231V230H71ZM83 231V230H82ZM14 232V231H13ZM18 232V231H17ZM47 232V231H46ZM52 231H49V233H51ZM69 232V231H68ZM75 232V231H74ZM87 232V231H86ZM85 232V233H86ZM264 232V231H263ZM10 233H11V231H10ZM20 233V232H19ZM67 233V232H66ZM77 232H75L74 234H76ZM80 233V232H79ZM78 233V234H79ZM262 233V232H261ZM16 234V233H15ZM47 234V233H46ZM81 234L82 233H80L79 235H80V238H81ZM87 234V233H86ZM212 234V233H211ZM260 234V233H259ZM53 235H54V233H53ZM69 235V234H68ZM187 235V234H186ZM185 235V236H186ZM16 237H18L17 235H15ZM14 236V237H15ZM27 236V237H28ZM62 236L64 237L63 239L66 241V236H65V233L64 234H62ZM71 236V235H70ZM70 236H68L69 238H70ZM75 236V235H74ZM73 236V237H74ZM78 236V235H77ZM76 236V237H77ZM83 236H84V234H83ZM224 236V235H223ZM262 236V235H261ZM40 236H38V238H39ZM55 237V236H54ZM54 237H52V236H49L48 238H47V241L49 242V244L53 241V239H54ZM86 237H87V235H86ZM170 237V238H169ZM260 237V236H259ZM59 238V237H58ZM77 238H79V237H77ZM88 238V237H87ZM213 239H214V237H212ZM264 238V237H263ZM14 239V238H13ZM17 239V238H16ZM15 239V240H16ZM24 239V238H23ZM76 239V238H75ZM75 239H73V241L75 240ZM10 240H11V237H10ZM44 240V239H43ZM59 241H60V239H58ZM62 240V239H61ZM87 240V239H86ZM223 240V239H222ZM222 240H220V241H222ZM228 240V239H227ZM17 241V240H16ZM77 241H80L79 239H77ZM187 241V240H186ZM201 241V240H200ZM12 243L14 242V241H11ZM35 242V241H34ZM56 242V241H55ZM70 242V241H69ZM76 242V241H75ZM90 242V241H89ZM92 242H90V243H92ZM182 242H183V240H182ZM23 243V242H22ZM29 243V242H28ZM33 242L31 241L30 242V244H32ZM37 243V242H36ZM42 243H43V241H42ZM61 243V242H60ZM71 243V242H70ZM86 243V242H85ZM87 243H88V241H87ZM215 243V242H214ZM225 243V242H224ZM26 243H24V245H25ZM53 244V243H52ZM57 244V243H56ZM84 244V243H83ZM173 244V243H172ZM217 246H218V244L220 245V243H215ZM33 245V244H32ZM39 245V244H38ZM71 245V244H70ZM178 245H179V243H178ZM187 245V244H186ZM27 246V245H26ZM25 246V247H26ZM50 246H51V244H50ZM57 246H58V244H57ZM73 246V245H72ZM71 246V247H72ZM86 246V245H85ZM210 246H211V244H210ZM24 247V246H23ZM28 247H29V245H28ZM74 247V249L76 248L75 246H73ZM81 247V246H80ZM82 247H83V245H82ZM170 247V246H169ZM181 247V246H180ZM44 248H45V246H44ZM55 248H56V245H55ZM54 248V249H55ZM183 248H184V246H183ZM214 248V247H213ZM38 249V248H37ZM56 249H58V248H56ZM83 249V248H82ZM224 249V248H223ZM26 250V249H25ZM76 250H78V249H76ZM85 250H87V248L85 249ZM173 250V249H172ZM172 250H171V253H172ZM34 251V250H33ZM37 251V250H36ZM35 251V252H36ZM43 251V250H42ZM55 251V250H54ZM88 251V250H87ZM169 251V250H168ZM78 252V251H77ZM89 252V251H88ZM24 253H26V252H24ZM57 253H59V252H57ZM83 253L84 252H82V255H83ZM168 253V252H167ZM179 253V252H178ZM138 254H140V255H142L143 257L141 258V259H139V258H137L136 256L138 255ZM163 254V253H162ZM4 255V254H3ZM2 255V256H3ZM23 255V254H22ZM26 255V254H25ZM57 255V254H56ZM55 255V256H56ZM59 255V254H58ZM67 255V254H66ZM79 255H81V253L79 254ZM171 255V254H170ZM41 256V255H40ZM3 257H5V256H3ZM2 257V258H3ZM22 257V256H21ZM34 257V259H35V255L33 256ZM161 257H163V256H161ZM189 257V256H188ZM6 258V257H5ZM40 258V257H39ZM52 258H54L53 256H52ZM59 258H61V257H59ZM58 258V259H59ZM66 258V257H65ZM170 258V257H169ZM169 258H167L168 260H169ZM12 259V258H11ZM13 259H15V256H14V258ZM17 259V258H16ZM33 258H32V260H34ZM80 259H83V258H80ZM89 259V258H88ZM160 259V258H159ZM163 259V258H162ZM182 259V258H181ZM6 260V259H5ZM4 260V261H5ZM10 260V259H9ZM19 260V259H18ZM25 260V259H24ZM32 260H31V263H32ZM37 261H39L38 260V258L36 259ZM51 260V259H50ZM55 260V259H54ZM53 260V261H54ZM61 261H62V259H60ZM75 260H76V258H75ZM75 260H73V261H75ZM91 260V259H90ZM174 260V259H173ZM176 260V259H175ZM184 260V259H183ZM187 260V259H186ZM15 261V260H14ZM37 261H36V263H37ZM44 261V260H43ZM52 261V260H51ZM59 261V260H58ZM81 260H79V262H80ZM164 261V260H163ZM7 262H8V259H7ZM10 262V261H9ZM13 262V261H12ZM26 262V261H25ZM56 262V261H55ZM79 262H77L78 264H79ZM84 262H86V260L84 261H82L81 263H84ZM156 262H157V260H156ZM172 262V261H171ZM176 262V261H175ZM177 262H178V260H177ZM182 262H184V261H182ZM181 262V263H182ZM206 262V261H205ZM5 263V262H4ZM14 264H16L15 262H13ZM28 263H29V260H28ZM35 263V264H36ZM41 263V262H40ZM40 263H38V264H40ZM44 263V262H43ZM51 263V262H50ZM57 263V262H56ZM62 263H64L63 261H62ZM66 263V262H65ZM64 263V264H65ZM87 263V262H86ZM90 263V262H89ZM91 263H92V260H91ZM90 263V264H91ZM195 263V262H194ZM8 264V263H7ZM18 264H19V262H18ZM55 264V263H54ZM67 264V263H66ZM70 264V263H69ZM149 264V263H148ZM158 264H166L165 262H162V261H160V262H158Z\"/></svg>",
	"mask_w": 264,
	"mask_h": 264
}]
</instances>
